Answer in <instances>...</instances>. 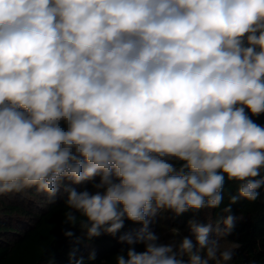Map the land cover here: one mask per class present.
Returning <instances> with one entry per match:
<instances>
[{
  "label": "clouds",
  "instance_id": "obj_1",
  "mask_svg": "<svg viewBox=\"0 0 264 264\" xmlns=\"http://www.w3.org/2000/svg\"><path fill=\"white\" fill-rule=\"evenodd\" d=\"M246 109L264 114V0H0V197L63 190L85 240L139 224L100 264H233L232 206L264 188ZM189 211L190 235L150 229Z\"/></svg>",
  "mask_w": 264,
  "mask_h": 264
},
{
  "label": "trees",
  "instance_id": "obj_2",
  "mask_svg": "<svg viewBox=\"0 0 264 264\" xmlns=\"http://www.w3.org/2000/svg\"><path fill=\"white\" fill-rule=\"evenodd\" d=\"M80 188L82 186H75ZM90 187V185H89ZM238 184L227 181L224 186V200L219 208L201 210L203 223L211 222L214 226L223 215V208L229 203V194H236ZM30 197H36L38 202L28 203L22 198V193H16L12 197H0V264H48L52 255L54 264H69V256L75 252V257H87L95 251L97 259L90 264H100L111 260L122 248L127 245L118 241V236L124 232H131L140 227L130 221H125L123 229L116 237L102 234L100 237L85 240L78 226L64 224L63 212L65 211L63 199L66 194L55 199L54 203H48V197L44 193H38L35 188L27 189ZM206 211L210 214L205 216ZM232 215L243 216L238 220L230 236L229 241L241 245L235 251L233 264H264V205L259 201L248 202L241 200L232 206ZM193 216L189 211L179 217H175V225L181 230L183 236L190 235L187 231V221ZM221 229L224 227L220 225ZM165 228L162 225H150L155 232ZM72 231V237H66L64 233ZM77 237L80 242L76 243ZM210 239L215 238V233L210 234ZM138 252L144 250L142 244L136 245ZM87 264V262H86Z\"/></svg>",
  "mask_w": 264,
  "mask_h": 264
},
{
  "label": "rangeland",
  "instance_id": "obj_3",
  "mask_svg": "<svg viewBox=\"0 0 264 264\" xmlns=\"http://www.w3.org/2000/svg\"><path fill=\"white\" fill-rule=\"evenodd\" d=\"M22 195H20L22 198H26L28 203H35L38 202V199H36V197H30V194H28L27 190L21 192ZM16 194H11V195H5V197H12ZM62 195V192L58 193L57 197H60ZM4 197V196H3ZM56 197V198H57ZM206 217L209 218L210 214L206 211V213H204ZM169 218L167 219H162L159 215L154 219L153 223L151 225H153V228L156 225H162L165 228L163 229H159L157 232V229L155 228V232L161 234V241L162 242H166L168 239L171 238V234L168 232V228L171 227H176L175 225V219L172 218L171 213L166 214ZM202 218V216H200V219ZM182 235V234H181ZM183 236V235H182ZM214 239V238H213Z\"/></svg>",
  "mask_w": 264,
  "mask_h": 264
},
{
  "label": "water",
  "instance_id": "obj_4",
  "mask_svg": "<svg viewBox=\"0 0 264 264\" xmlns=\"http://www.w3.org/2000/svg\"><path fill=\"white\" fill-rule=\"evenodd\" d=\"M246 112H248V110L246 109ZM249 116L254 120L255 123L259 124L260 126L264 127V114H261L260 116L256 117V116H251V113L248 112ZM261 175H264V172L261 173ZM260 198L259 201L264 205V188H262L260 190Z\"/></svg>",
  "mask_w": 264,
  "mask_h": 264
}]
</instances>
